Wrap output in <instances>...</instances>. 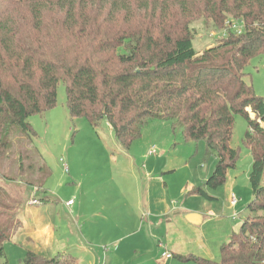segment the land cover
I'll use <instances>...</instances> for the list:
<instances>
[{
	"label": "trees",
	"instance_id": "trees-1",
	"mask_svg": "<svg viewBox=\"0 0 264 264\" xmlns=\"http://www.w3.org/2000/svg\"><path fill=\"white\" fill-rule=\"evenodd\" d=\"M229 17L243 24L244 35L195 52L192 23L205 19L222 28ZM263 52L264 0H0V158L13 134L34 137L28 119L54 108L61 83L70 117L91 126L104 120L125 150L149 120L179 128L186 142H203L216 163L193 193L209 198L205 189L224 185L237 160L230 143L240 115L252 157L246 220L219 247L218 261L171 257L264 264V97L244 73ZM13 207L0 186V257L20 225ZM23 263L75 260L27 251Z\"/></svg>",
	"mask_w": 264,
	"mask_h": 264
},
{
	"label": "rangeland",
	"instance_id": "rangeland-1",
	"mask_svg": "<svg viewBox=\"0 0 264 264\" xmlns=\"http://www.w3.org/2000/svg\"><path fill=\"white\" fill-rule=\"evenodd\" d=\"M232 19L222 28L205 19L193 22L194 51L239 36L243 24ZM244 73L254 93L264 97V52L249 60ZM28 122L34 137L13 134L0 158V186L15 201L20 221L0 263L24 264L27 251L45 258L69 255L75 264H196L162 252L218 261L219 247L246 220L252 157L240 115L234 116L230 143L239 151L237 160L224 185L205 189L209 198L193 190L212 174L214 156L206 158L203 142H186L166 121L149 120L125 150L104 120L91 126L70 117L60 83L54 108ZM32 195L38 204H27ZM68 201L74 206L67 208ZM46 222L56 230L50 240L38 228Z\"/></svg>",
	"mask_w": 264,
	"mask_h": 264
},
{
	"label": "crops",
	"instance_id": "crops-1",
	"mask_svg": "<svg viewBox=\"0 0 264 264\" xmlns=\"http://www.w3.org/2000/svg\"><path fill=\"white\" fill-rule=\"evenodd\" d=\"M28 189V188H27ZM34 190L36 191V189H35V187H34ZM31 197H33L34 198V195H32ZM35 199V198H34ZM67 208H69V207H73L74 206V204H72V205H70V206H67V205H65ZM45 207H46V205H45ZM45 207H43V208H45ZM56 211H57V209H56ZM27 212L30 214L31 213V211L30 210H27ZM27 213V214H28ZM56 214L58 215V213L56 212ZM29 216H32V217H35V220H37V217H36V214L35 213H31V215H29ZM28 216V217H29ZM52 222H46V224H43L42 226H39L38 228L39 229H41V228H43V230L41 229V233H43V234H46L45 236L47 237V240L49 239L50 240V238H52V234H54V232L56 231L55 230V227H53L52 226V224H51ZM40 224V223H39ZM80 250L83 252V253H88V251L85 249V248H80ZM163 253H167V254H170V255H172V253H170V252H162L161 253V256H162V254Z\"/></svg>",
	"mask_w": 264,
	"mask_h": 264
},
{
	"label": "built area",
	"instance_id": "built-area-1",
	"mask_svg": "<svg viewBox=\"0 0 264 264\" xmlns=\"http://www.w3.org/2000/svg\"><path fill=\"white\" fill-rule=\"evenodd\" d=\"M232 28H233V29H236L237 26H235V25L233 24V25H232ZM239 29H240L241 31H238L237 33H238L239 35H243L244 32H245L244 27L241 26V28L239 27ZM151 154H153V153L150 151V152H149V155H151ZM28 204H30V205H35V204H37V201H36V199H34V198L32 197V198L30 199V201L28 202ZM231 204H232L233 206L236 204V200L234 199V197H232V199H231ZM66 205H67V206H70V205H72V202H71V201H68V202L66 203ZM162 257H165V258H171V255H170V254H167V253H163V254H162Z\"/></svg>",
	"mask_w": 264,
	"mask_h": 264
}]
</instances>
